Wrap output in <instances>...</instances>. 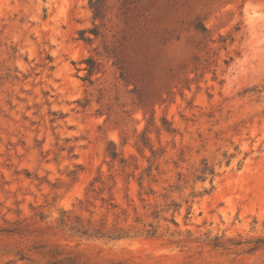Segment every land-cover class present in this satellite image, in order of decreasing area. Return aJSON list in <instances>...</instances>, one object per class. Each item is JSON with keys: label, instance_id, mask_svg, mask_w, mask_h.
Here are the masks:
<instances>
[{"label": "rangeland", "instance_id": "374dc122", "mask_svg": "<svg viewBox=\"0 0 264 264\" xmlns=\"http://www.w3.org/2000/svg\"><path fill=\"white\" fill-rule=\"evenodd\" d=\"M0 264H264V0H0Z\"/></svg>", "mask_w": 264, "mask_h": 264}, {"label": "trees", "instance_id": "16d2710c", "mask_svg": "<svg viewBox=\"0 0 264 264\" xmlns=\"http://www.w3.org/2000/svg\"><path fill=\"white\" fill-rule=\"evenodd\" d=\"M106 0H90V5L91 8L94 11L95 18H100L103 15V10H104V5H105ZM95 31V34L97 35L98 32ZM86 31H82V35L84 36ZM88 63V73L92 74L94 70L97 68L96 66V61L93 58H89L87 60ZM117 64H119V68L121 69V76L125 79L128 80L133 76V73L131 72V64H129L125 58L117 56ZM135 90L137 92L142 90V87H135ZM142 95L139 94V98H141ZM144 97V96H143ZM152 94H146L145 100L150 101L152 98Z\"/></svg>", "mask_w": 264, "mask_h": 264}]
</instances>
